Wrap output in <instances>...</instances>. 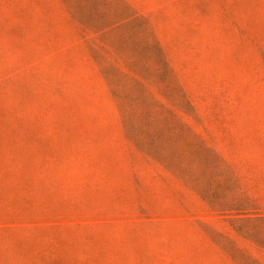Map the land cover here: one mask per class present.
Masks as SVG:
<instances>
[{
    "label": "rangeland",
    "instance_id": "obj_1",
    "mask_svg": "<svg viewBox=\"0 0 264 264\" xmlns=\"http://www.w3.org/2000/svg\"><path fill=\"white\" fill-rule=\"evenodd\" d=\"M0 264H264V0H0Z\"/></svg>",
    "mask_w": 264,
    "mask_h": 264
}]
</instances>
